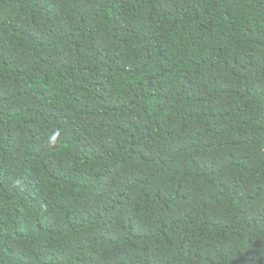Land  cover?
<instances>
[{
  "label": "trees",
  "instance_id": "obj_1",
  "mask_svg": "<svg viewBox=\"0 0 264 264\" xmlns=\"http://www.w3.org/2000/svg\"><path fill=\"white\" fill-rule=\"evenodd\" d=\"M0 264H264V0H0Z\"/></svg>",
  "mask_w": 264,
  "mask_h": 264
},
{
  "label": "clouds",
  "instance_id": "obj_2",
  "mask_svg": "<svg viewBox=\"0 0 264 264\" xmlns=\"http://www.w3.org/2000/svg\"><path fill=\"white\" fill-rule=\"evenodd\" d=\"M58 135H59L58 133L52 135L51 140H52L53 142H55V140L57 139V136H58Z\"/></svg>",
  "mask_w": 264,
  "mask_h": 264
}]
</instances>
